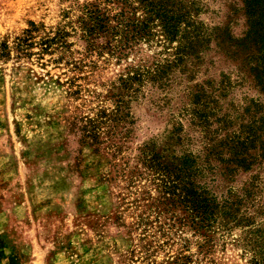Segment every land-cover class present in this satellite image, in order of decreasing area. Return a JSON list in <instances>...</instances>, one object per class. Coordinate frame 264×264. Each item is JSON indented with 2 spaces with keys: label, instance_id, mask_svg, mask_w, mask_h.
<instances>
[{
  "label": "rangeland",
  "instance_id": "rangeland-1",
  "mask_svg": "<svg viewBox=\"0 0 264 264\" xmlns=\"http://www.w3.org/2000/svg\"><path fill=\"white\" fill-rule=\"evenodd\" d=\"M31 23L0 264H264V0H0L1 40Z\"/></svg>",
  "mask_w": 264,
  "mask_h": 264
},
{
  "label": "trees",
  "instance_id": "trees-1",
  "mask_svg": "<svg viewBox=\"0 0 264 264\" xmlns=\"http://www.w3.org/2000/svg\"><path fill=\"white\" fill-rule=\"evenodd\" d=\"M31 26L32 28L26 29L23 35L16 37L13 42H10L9 39H0V57L8 58L11 57L14 50L22 53L27 49L34 47V45L36 44V42L34 41L36 38L35 33H37L39 29L35 23H31ZM168 32L169 34H172L170 30ZM52 42V39H43L41 40L39 45L46 46L45 48H47L48 44H51Z\"/></svg>",
  "mask_w": 264,
  "mask_h": 264
}]
</instances>
